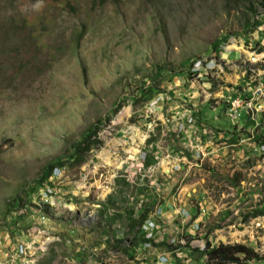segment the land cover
Here are the masks:
<instances>
[{"label":"rangeland","instance_id":"rangeland-1","mask_svg":"<svg viewBox=\"0 0 264 264\" xmlns=\"http://www.w3.org/2000/svg\"><path fill=\"white\" fill-rule=\"evenodd\" d=\"M196 61L212 67L203 79ZM260 81L264 0H0V239L10 256L33 242L29 264H155L157 248L133 255L104 237L163 203L159 187L171 209H204L202 239L264 255V214L243 222L264 210ZM236 99L253 108L230 116ZM188 114L189 138L162 135V121L173 129ZM150 143L151 168L130 186L127 155ZM44 184L50 203L40 202ZM189 258L164 264H208Z\"/></svg>","mask_w":264,"mask_h":264},{"label":"built area","instance_id":"built-area-1","mask_svg":"<svg viewBox=\"0 0 264 264\" xmlns=\"http://www.w3.org/2000/svg\"><path fill=\"white\" fill-rule=\"evenodd\" d=\"M209 69L210 68L202 67L200 61H196L190 68L191 72L195 75V77L202 78V79H203V76H206L207 73L210 72ZM252 95L258 99L263 98L264 97V84L263 83L256 84L255 88L252 91ZM251 106H252V103L250 101H242V100L236 99L231 102V110L233 111V114L229 113V115L230 116L233 115V117L237 118L238 116H240L243 108L246 110H251L253 108V107L251 108ZM184 111H187V110L184 109ZM146 121H147L146 125H149V128L151 125L155 126L157 124V120L155 118H152V115H149ZM167 122L168 120L162 121V124L160 125L162 135L166 133V130L171 131V132L174 131V134H171L170 132L172 136L174 137L180 136V137L187 139L193 133V129H195V126L193 124L194 122H196V119H193L190 114H188L186 117H184V115L182 117L179 116L172 123V126L174 125L173 129L171 128L172 130L168 128L169 122L168 124ZM151 132H152L151 135H148L149 137L157 136L153 131ZM204 136H205V139L201 138L200 142H202V139L207 141L208 135L205 134ZM209 139H212V138L209 136ZM157 147H158L157 144L150 143L148 144L146 149H144L143 151L139 150L138 155L141 154L140 156L141 162L137 160L138 155L136 154L131 155L128 153L127 160L126 162H124V164H128L127 169L130 170L129 175H127L126 177V181L130 184V186H137V185L140 186V182L137 181V178L132 177L131 175L136 173V174H141L143 176H146L145 174L147 173L146 169H150L151 165L145 166L143 164L145 156L147 153L152 152ZM194 148H195V154H197L198 156L200 152L197 151V146ZM189 152H190V149H189ZM190 157L193 158V155L190 154ZM177 166L175 167L173 166L172 168L174 170H179L180 167H177ZM122 168L123 167H120V169ZM54 170L59 171V168L56 167ZM155 181H156L155 179L150 181L151 186H153V182ZM146 184L147 183L144 182V186ZM168 185H169V182L166 184V186ZM44 186L46 185L44 184ZM45 188L47 190H45V192L41 195L42 197L40 196V198L43 200L40 202L50 203L53 192L49 189V185H47ZM160 188L161 187H159V189ZM159 189H158L159 193H157L156 200H161L163 201V203L147 205L148 207H152V209L149 210L150 212L148 213V216L146 215L147 218L142 220L139 224L138 223L134 224L131 228L128 226H125L124 224H123L124 227H120V226L116 227V229H114V234L108 235L107 234L108 232H107L105 233L106 237L104 238H108L114 244L118 243L119 247H125V245H128L133 255L135 253L136 254L141 253V251L143 253H146V252L152 253V251L155 248H157L159 251L158 255L151 256L155 264H164L165 261H167L168 259H171L172 256L175 258L187 257L188 259L189 258L188 253L190 252L200 253V252L205 251L207 247L211 248L212 246H214L213 242L210 241L209 239L204 240L201 238V227L199 226L200 222L198 218L199 217L205 218L204 209L201 207L200 209H197V212L190 211L189 208L187 210L184 207V205L181 204L182 200L179 199L178 194H176L175 196L172 195L173 202L175 203L178 202V205L181 204L178 207H175V205L174 207H172V210L175 212L174 216L177 218V220L173 223L172 228L167 229L166 224L164 223L165 222L164 212L166 208L169 209L168 207L169 201L167 203V199L165 198L164 191L166 189L161 190V191H159ZM186 194L189 195L188 192ZM130 198H132L133 199L132 201L136 202L137 204L139 203L140 208L142 207V203H147V197L139 198V199H134L133 197H130ZM39 203L36 204L38 206V209H40L41 207L39 206ZM136 216L137 214L133 215V217H136ZM188 228H190V230H187ZM33 246H34L33 242L29 244L18 243L17 254L15 255V257L20 259V264H26V263L29 264L30 261H33L32 259H30V254L32 253L33 248H34ZM145 258L146 257H144V259ZM135 259L138 260L139 258L135 257ZM147 263L148 262H145V264Z\"/></svg>","mask_w":264,"mask_h":264},{"label":"trees","instance_id":"trees-1","mask_svg":"<svg viewBox=\"0 0 264 264\" xmlns=\"http://www.w3.org/2000/svg\"><path fill=\"white\" fill-rule=\"evenodd\" d=\"M24 20H26L24 18ZM253 28L258 27V21H254ZM212 47L214 48L215 52L220 53V49L218 48V43H212ZM218 50V51H217ZM262 83V81H260ZM145 92H142L144 94ZM94 131L91 130L89 133H87L85 139L90 140L91 137L94 135ZM96 143H101V141L96 140ZM43 179V178H42ZM145 213H141L139 217L136 218V220H133L132 222L140 223L142 220L146 218L144 215ZM264 210L259 209L255 211L248 212L244 218L243 222H246L248 218H253L259 215H263ZM145 217V218H144ZM200 255H206L207 257V263L208 264H248L251 260H264V255L260 256L257 252H255L251 247H247L242 244H234V245H224L221 243H218L214 246L207 247V249L203 252H200ZM242 257V258H241Z\"/></svg>","mask_w":264,"mask_h":264},{"label":"crops","instance_id":"crops-1","mask_svg":"<svg viewBox=\"0 0 264 264\" xmlns=\"http://www.w3.org/2000/svg\"><path fill=\"white\" fill-rule=\"evenodd\" d=\"M243 113V112H241ZM244 116H242L241 118H243ZM169 210H172L170 205H168ZM169 210L166 209L165 210V217H164V223L166 224L167 229H170L173 227V223L177 220V218L173 215L169 213ZM187 230H190V228H188ZM3 240V242H2ZM35 244V243H34ZM11 248H10V244L7 242V240H5L4 238L1 237L0 239V264H10V260H14V264H20V259L16 258L15 256H10L11 254ZM194 253V252H193ZM192 252L188 253L189 256L190 254H193ZM188 260H191V258H188ZM13 264V263H12Z\"/></svg>","mask_w":264,"mask_h":264},{"label":"clouds","instance_id":"clouds-1","mask_svg":"<svg viewBox=\"0 0 264 264\" xmlns=\"http://www.w3.org/2000/svg\"><path fill=\"white\" fill-rule=\"evenodd\" d=\"M200 62H201V61H200ZM201 65H202V64H201ZM202 67H204V68H210L209 70H212V67H209V66H206V67H205V66L202 65Z\"/></svg>","mask_w":264,"mask_h":264}]
</instances>
